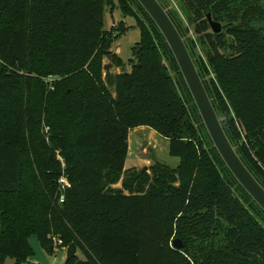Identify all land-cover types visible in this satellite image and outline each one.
Segmentation results:
<instances>
[{
	"label": "trees",
	"instance_id": "1",
	"mask_svg": "<svg viewBox=\"0 0 264 264\" xmlns=\"http://www.w3.org/2000/svg\"><path fill=\"white\" fill-rule=\"evenodd\" d=\"M159 1L264 187V0ZM107 2L0 0V264H31V237L51 249V234L67 247L63 264H264V210L219 153L138 0L115 5L141 30L131 68L105 73L106 57L124 65ZM139 126L169 139L178 166L155 162L152 183L105 191L126 172ZM64 173L72 187L61 203Z\"/></svg>",
	"mask_w": 264,
	"mask_h": 264
},
{
	"label": "rangeland",
	"instance_id": "2",
	"mask_svg": "<svg viewBox=\"0 0 264 264\" xmlns=\"http://www.w3.org/2000/svg\"><path fill=\"white\" fill-rule=\"evenodd\" d=\"M165 2V1H164ZM119 3V0H112V2L106 4L105 14H104V23L105 28L111 29L114 28V35H117V38L113 41L112 51L116 53L117 57L123 61V67L119 66L117 62H114L110 58L104 59V64L108 65V71L112 74H117L123 71L130 70L131 63L134 61V50L137 43L141 38V30L136 24L135 17L128 15L123 17L122 12L119 9H115V5ZM135 11L138 12L136 7H133ZM143 19V15L138 12ZM145 24L148 25V21L145 20ZM105 67V66H104ZM46 132H49V128H45ZM145 134V132H141ZM160 135V134H159ZM155 139L152 137L143 135L141 141L135 138V146L132 150L126 161V166L128 167L119 179L118 182L112 183L113 185L118 184L113 188V186L107 187L105 191L114 192V191H130L131 185L133 189L137 184L139 185H148L152 183L153 177L155 175L152 166L155 162H162L168 164L172 167L177 166L178 157L170 155L169 152V142L163 136H155ZM2 134L0 135V139ZM150 142V143H148ZM147 143L145 146L143 144ZM150 145V146H149ZM155 150H153V148ZM61 160L63 161L65 170H66V160L63 154L60 155ZM172 158L174 161H172ZM173 162V163H172ZM135 165V166H134ZM146 170V173H141V170ZM68 171V170H67ZM157 173V172H156ZM58 236V235H55ZM52 234L48 236L52 244L51 249L47 247H42L37 236L31 237V244L34 249V257H32L31 264H63L66 258V251L59 248L56 245V241L53 239ZM81 254V253H79ZM6 264H16L14 259L9 258ZM30 264V263H29Z\"/></svg>",
	"mask_w": 264,
	"mask_h": 264
},
{
	"label": "water",
	"instance_id": "3",
	"mask_svg": "<svg viewBox=\"0 0 264 264\" xmlns=\"http://www.w3.org/2000/svg\"><path fill=\"white\" fill-rule=\"evenodd\" d=\"M138 1L150 14L173 51L206 128L219 153L238 181L264 210V187L246 167L227 137L191 54L169 13L159 0ZM208 19L214 32L222 30L221 23L213 20L210 14ZM108 68V65H105L104 69L106 71L109 70ZM173 245L180 249L183 247V242L181 239L176 238L173 241Z\"/></svg>",
	"mask_w": 264,
	"mask_h": 264
},
{
	"label": "crops",
	"instance_id": "4",
	"mask_svg": "<svg viewBox=\"0 0 264 264\" xmlns=\"http://www.w3.org/2000/svg\"><path fill=\"white\" fill-rule=\"evenodd\" d=\"M145 132V134H143V133H141V132ZM143 135H147V136H150V137H152L151 139H155V141H157L156 140V138L157 137H155V136H161V135H159L154 129H152L151 127H148V126H139V127H136V128H134V129H132L131 131H130V133H129V149H128V156H127V159H128V157L130 156V154L133 152L132 150L134 149V144H135V138H137V140H140L141 141V137L143 136ZM166 140L169 142V139H167L166 138ZM148 143H150V142H148ZM147 143H145V144H143L144 146L146 145ZM150 146V145H149ZM151 148H153V147H151ZM153 150H155V148H153ZM127 159H126V161H127ZM172 161H174V159L172 158ZM179 162H180V158H179V160H177V166H178V164H179ZM173 163V162H172ZM168 165V164H167ZM135 166V165H134ZM170 166V165H169ZM176 167V166H175ZM125 168L127 169L128 167L126 166V164H125ZM116 186H119L118 184H115V185H113V188H115Z\"/></svg>",
	"mask_w": 264,
	"mask_h": 264
},
{
	"label": "built area",
	"instance_id": "5",
	"mask_svg": "<svg viewBox=\"0 0 264 264\" xmlns=\"http://www.w3.org/2000/svg\"><path fill=\"white\" fill-rule=\"evenodd\" d=\"M72 187V183L69 180L68 176L64 173L59 179V190H60V202L65 201L66 192ZM53 239L56 241V245L62 250H67V247L64 246L63 239L59 236H54Z\"/></svg>",
	"mask_w": 264,
	"mask_h": 264
}]
</instances>
